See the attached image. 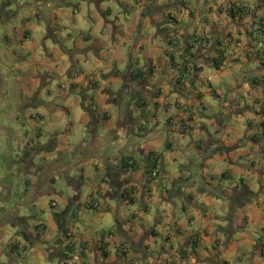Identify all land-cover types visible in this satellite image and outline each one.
Returning <instances> with one entry per match:
<instances>
[{"label":"crops","instance_id":"crops-1","mask_svg":"<svg viewBox=\"0 0 264 264\" xmlns=\"http://www.w3.org/2000/svg\"><path fill=\"white\" fill-rule=\"evenodd\" d=\"M262 19L264 0H0V264H63L66 242L65 264H264ZM167 34L203 38L181 86Z\"/></svg>","mask_w":264,"mask_h":264},{"label":"trees","instance_id":"trees-1","mask_svg":"<svg viewBox=\"0 0 264 264\" xmlns=\"http://www.w3.org/2000/svg\"><path fill=\"white\" fill-rule=\"evenodd\" d=\"M228 14L233 19L235 17L242 18V16L245 15L244 8H242L241 6H237V4L233 3L229 6ZM262 22H263V19L260 20V22H259L258 32H260L261 34H264V22L263 23ZM167 39H168L169 47L174 50L173 53L168 54L169 60H170L171 64L176 66L179 70V74H178L176 83L181 86V84H183V81L190 75L189 69H192L195 72H198L200 70L199 68L196 67L195 62L193 60V57L195 55L191 52L197 51V50L199 51L203 47V43H202L203 38L198 37L195 34L193 36L189 37V39L187 40L186 44L183 47V51L180 54L179 53L177 54V52H176L177 38H175L174 36H169L167 34ZM218 45H219V43H215V46H218ZM195 47H196V49L194 50ZM223 59L224 58H223L222 52H218L217 60L213 61L216 68L222 64ZM143 76H144V73H142V72L132 73V79L134 81H139L140 79L143 78ZM262 84L264 86V77L262 80ZM262 116L264 119V105L262 107ZM261 128L263 130V136H264V120H263V123L261 124ZM146 163H147V167H148V172H147L148 176L150 178H155L157 175V173H156V165H157L156 156L153 153H151L148 156ZM123 168L124 169L135 168V164L133 163L131 158H129V157L124 158ZM241 191H242V195H245L246 197L251 195L249 189L245 185L242 186ZM126 192L127 191L124 190L123 193H126ZM123 193L121 194L122 197L124 196ZM60 226H62V224ZM62 236L64 239L68 240L69 236L67 234V231L64 229L62 230ZM72 249H73L72 244H70L69 242H66L64 248L60 252H58V256H59L60 260L63 262V264H65L69 260L68 253L70 254Z\"/></svg>","mask_w":264,"mask_h":264},{"label":"rangeland","instance_id":"rangeland-1","mask_svg":"<svg viewBox=\"0 0 264 264\" xmlns=\"http://www.w3.org/2000/svg\"><path fill=\"white\" fill-rule=\"evenodd\" d=\"M207 71L208 72H214L215 73V71L214 70H209V69H207ZM123 74V73H122ZM16 185H18V183H16ZM64 194H62V196H63ZM60 196H61V194H59V195H57V201L59 202V204H61V202H62V199L60 198ZM40 203H45V198H43L41 201H40Z\"/></svg>","mask_w":264,"mask_h":264},{"label":"built area","instance_id":"built-area-1","mask_svg":"<svg viewBox=\"0 0 264 264\" xmlns=\"http://www.w3.org/2000/svg\"><path fill=\"white\" fill-rule=\"evenodd\" d=\"M260 47L264 50V41L261 43Z\"/></svg>","mask_w":264,"mask_h":264}]
</instances>
